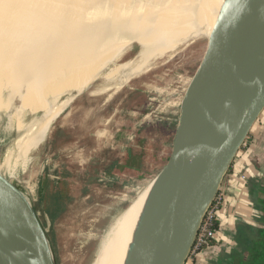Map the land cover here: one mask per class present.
I'll use <instances>...</instances> for the list:
<instances>
[{
  "label": "rangeland",
  "instance_id": "374dc122",
  "mask_svg": "<svg viewBox=\"0 0 264 264\" xmlns=\"http://www.w3.org/2000/svg\"><path fill=\"white\" fill-rule=\"evenodd\" d=\"M206 47L207 39L193 41L120 89L96 79L54 121L48 139L28 155L31 162L23 173L20 162L1 172L9 181L17 172L14 184L33 207L56 264H92L102 234L152 180V175L131 167L127 151L134 147V153L142 155L139 164L144 169L162 143L171 147L177 103ZM121 49L103 73L133 60L139 51L134 41ZM0 96L1 163L19 139L18 126L39 114H30L18 95L6 90ZM160 101L159 114L146 121L147 112Z\"/></svg>",
  "mask_w": 264,
  "mask_h": 264
},
{
  "label": "water",
  "instance_id": "95a60500",
  "mask_svg": "<svg viewBox=\"0 0 264 264\" xmlns=\"http://www.w3.org/2000/svg\"><path fill=\"white\" fill-rule=\"evenodd\" d=\"M177 109L171 147L164 142L155 150L153 186L126 264L187 262L264 111V0H225ZM0 264H56L33 207L1 176Z\"/></svg>",
  "mask_w": 264,
  "mask_h": 264
},
{
  "label": "bare ground",
  "instance_id": "6f19581e",
  "mask_svg": "<svg viewBox=\"0 0 264 264\" xmlns=\"http://www.w3.org/2000/svg\"><path fill=\"white\" fill-rule=\"evenodd\" d=\"M224 2L0 0V94L18 95L30 114H39L18 126L19 139L2 159L0 176L11 163L20 162L21 173L27 169L28 155L45 141L53 122L96 79L120 89L179 48L208 40ZM133 41L139 47L135 58L103 73L122 45ZM11 177L6 180L16 187L17 172ZM152 186L150 181L139 189L102 234L92 264H126Z\"/></svg>",
  "mask_w": 264,
  "mask_h": 264
},
{
  "label": "crops",
  "instance_id": "0c3cea01",
  "mask_svg": "<svg viewBox=\"0 0 264 264\" xmlns=\"http://www.w3.org/2000/svg\"><path fill=\"white\" fill-rule=\"evenodd\" d=\"M162 105L163 101H160L148 111L146 121L153 115L157 116ZM262 176L264 111L237 154L213 202L217 229L212 243L197 255L189 257L185 264H239L242 261L246 240L254 234L250 227L254 228L257 223L252 194Z\"/></svg>",
  "mask_w": 264,
  "mask_h": 264
},
{
  "label": "trees",
  "instance_id": "16d2710c",
  "mask_svg": "<svg viewBox=\"0 0 264 264\" xmlns=\"http://www.w3.org/2000/svg\"><path fill=\"white\" fill-rule=\"evenodd\" d=\"M134 150H135L134 147H131L129 149V152H127V156H126L127 160L132 161L130 163L132 168L143 170L148 175L151 171L150 165H152V163L149 160L147 163V167L142 169L141 168L142 165L139 164L143 159L142 155L141 157H138V154L134 153ZM151 152L152 151H150V155H152ZM213 229L215 230L217 229L216 221L213 224ZM209 243L211 244L212 241H209ZM242 259L245 260H242L239 264H264V230L263 229H261L258 233V240L251 241L250 243L245 244V251Z\"/></svg>",
  "mask_w": 264,
  "mask_h": 264
},
{
  "label": "built area",
  "instance_id": "2783aa9c",
  "mask_svg": "<svg viewBox=\"0 0 264 264\" xmlns=\"http://www.w3.org/2000/svg\"><path fill=\"white\" fill-rule=\"evenodd\" d=\"M215 212L216 206L212 204V206L207 211L204 220L200 226L198 235L195 239L194 245L190 252L189 257L195 256L200 253L202 250L209 247V241H212V238L215 235L216 230L213 229V224L215 220Z\"/></svg>",
  "mask_w": 264,
  "mask_h": 264
},
{
  "label": "flooded vegetation",
  "instance_id": "af4514ba",
  "mask_svg": "<svg viewBox=\"0 0 264 264\" xmlns=\"http://www.w3.org/2000/svg\"><path fill=\"white\" fill-rule=\"evenodd\" d=\"M253 200L254 207L256 211V226L253 229V235L250 236L246 243H250L251 241L258 240V233L261 229L264 230V176L260 177V179L256 182L255 189L253 191ZM245 260V259H242Z\"/></svg>",
  "mask_w": 264,
  "mask_h": 264
}]
</instances>
